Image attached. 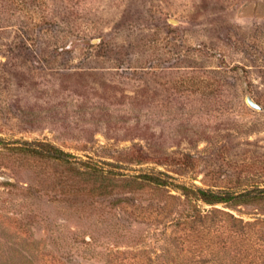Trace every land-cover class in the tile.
<instances>
[{
	"label": "rangeland",
	"instance_id": "374dc122",
	"mask_svg": "<svg viewBox=\"0 0 264 264\" xmlns=\"http://www.w3.org/2000/svg\"><path fill=\"white\" fill-rule=\"evenodd\" d=\"M0 139L124 174L87 196L80 164L0 144V264H242L264 198L192 211L125 180L264 190V0H0Z\"/></svg>",
	"mask_w": 264,
	"mask_h": 264
},
{
	"label": "trees",
	"instance_id": "16d2710c",
	"mask_svg": "<svg viewBox=\"0 0 264 264\" xmlns=\"http://www.w3.org/2000/svg\"><path fill=\"white\" fill-rule=\"evenodd\" d=\"M1 145H7L8 149L23 153L29 154L33 156H38L44 159H50L53 161H60L70 168L75 167L76 164H80L84 168L81 169L80 174L84 178L83 180L86 181V185L83 187L85 190V194L87 196H98V195H107L110 194L116 187L117 181L112 183L111 179H109L108 174L116 175H123V173H117L110 171L108 169H104L100 166L97 162L87 160L83 161L81 159L76 160L74 155L69 152H66L53 144L48 140H22V141H15L14 145H8L7 143L3 142L0 139ZM162 173H143L141 175H136L129 177L126 184L130 189H139L145 184L154 185L156 187L167 186L170 185L174 188H178L181 190L182 195H184L187 204L191 207L192 211H199V201L204 203L213 205L217 203H227V204H238V203H245L248 201H252L254 199H263L264 198V190L259 194H251L250 191H242L239 193L235 192H224V190H213L211 188H200V187H190L185 185H180L176 183H172L170 180L163 178L161 176ZM93 179L92 184H87L89 180ZM99 179V183L96 185L95 182ZM263 193V195H260ZM218 239L221 240V245H218V250H224V237L221 234L217 235ZM181 251V250H180ZM188 250L184 249L183 255L186 254ZM202 253L201 250H198ZM258 250H255V253ZM260 251V252H259ZM258 251L259 254L252 255L250 259H248V250L245 248L243 249V255L245 257L244 262L242 264H264V248H261ZM224 252V251H223ZM215 255V254H213ZM217 255V254H216ZM193 259L192 257L190 258ZM194 264H224V262L219 261H212L201 259H195L194 256ZM209 262V263H208ZM241 264V263H240Z\"/></svg>",
	"mask_w": 264,
	"mask_h": 264
},
{
	"label": "water",
	"instance_id": "95a60500",
	"mask_svg": "<svg viewBox=\"0 0 264 264\" xmlns=\"http://www.w3.org/2000/svg\"><path fill=\"white\" fill-rule=\"evenodd\" d=\"M172 22H177L176 20H171ZM245 100L248 103L249 106H251L254 109L261 110L262 107L260 104H258L256 101L253 100V98L250 95L245 96Z\"/></svg>",
	"mask_w": 264,
	"mask_h": 264
}]
</instances>
